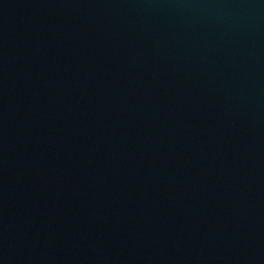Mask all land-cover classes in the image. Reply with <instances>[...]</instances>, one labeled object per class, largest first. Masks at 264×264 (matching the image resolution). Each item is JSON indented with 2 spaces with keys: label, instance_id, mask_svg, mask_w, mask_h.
I'll use <instances>...</instances> for the list:
<instances>
[{
  "label": "water",
  "instance_id": "1",
  "mask_svg": "<svg viewBox=\"0 0 264 264\" xmlns=\"http://www.w3.org/2000/svg\"><path fill=\"white\" fill-rule=\"evenodd\" d=\"M0 264H264V0H0Z\"/></svg>",
  "mask_w": 264,
  "mask_h": 264
}]
</instances>
